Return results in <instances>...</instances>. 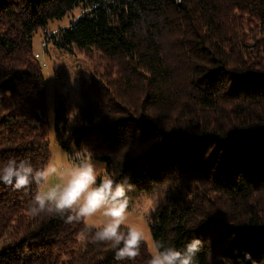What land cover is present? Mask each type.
Masks as SVG:
<instances>
[{
    "label": "trees",
    "instance_id": "obj_1",
    "mask_svg": "<svg viewBox=\"0 0 264 264\" xmlns=\"http://www.w3.org/2000/svg\"><path fill=\"white\" fill-rule=\"evenodd\" d=\"M79 4L58 45L110 65L79 81L75 116L55 106L60 147L104 162L130 201L161 184L153 241L183 250L199 238L197 264H264V0H0V166L50 161L31 38ZM34 194L0 182V264H146V246L117 261L81 224L32 215Z\"/></svg>",
    "mask_w": 264,
    "mask_h": 264
},
{
    "label": "clouds",
    "instance_id": "obj_2",
    "mask_svg": "<svg viewBox=\"0 0 264 264\" xmlns=\"http://www.w3.org/2000/svg\"><path fill=\"white\" fill-rule=\"evenodd\" d=\"M0 182L15 190L34 184L32 215L59 216L65 223L81 224L93 243L110 247L117 261L134 262L146 246V264H197L203 241L194 238L183 250L152 241L144 224L156 210L158 198L141 194L131 207L128 193L133 186L102 174L90 157L62 166L49 162L42 168L10 158L0 166Z\"/></svg>",
    "mask_w": 264,
    "mask_h": 264
},
{
    "label": "rangeland",
    "instance_id": "obj_3",
    "mask_svg": "<svg viewBox=\"0 0 264 264\" xmlns=\"http://www.w3.org/2000/svg\"><path fill=\"white\" fill-rule=\"evenodd\" d=\"M84 10L85 8L80 4L74 5L59 18H50L46 24L37 27L31 38L32 50L41 63L45 83V98L50 117L48 137L52 153L49 162L62 166L65 163H74L90 157L93 163L100 167L102 174L106 175L104 162L91 157L89 152L86 151L72 154L66 152L58 144L52 130L55 106L62 103L65 105L69 117L75 116L76 105L81 102L79 81L86 75L94 79L101 78L100 76L107 64L110 65V62H105L104 59L106 58L103 57L102 59L101 53L94 48H80L75 43L65 47L58 45L60 31L78 19L84 13ZM183 88L188 89L187 86ZM161 187V184L159 186L158 183L154 190L146 194L155 196L160 202L163 196ZM140 195L132 198L130 201L131 207H135ZM144 229L153 241L148 219L144 224Z\"/></svg>",
    "mask_w": 264,
    "mask_h": 264
}]
</instances>
